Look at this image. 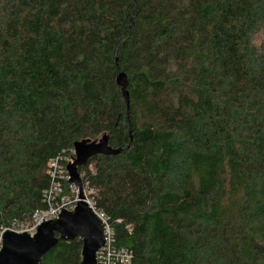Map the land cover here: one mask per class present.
Masks as SVG:
<instances>
[{
  "label": "trees",
  "instance_id": "1",
  "mask_svg": "<svg viewBox=\"0 0 264 264\" xmlns=\"http://www.w3.org/2000/svg\"><path fill=\"white\" fill-rule=\"evenodd\" d=\"M104 135L79 173L132 264H264V0H0V230Z\"/></svg>",
  "mask_w": 264,
  "mask_h": 264
},
{
  "label": "water",
  "instance_id": "2",
  "mask_svg": "<svg viewBox=\"0 0 264 264\" xmlns=\"http://www.w3.org/2000/svg\"><path fill=\"white\" fill-rule=\"evenodd\" d=\"M118 62V59H117ZM117 84L123 91L128 110L130 94L128 76L121 72ZM75 159L67 166L69 182L80 187L81 202L74 212L62 209L57 220L42 223L34 237L24 233L6 232L3 236V249L0 251V264H41L42 260L55 249L60 242H71L76 239L83 241L82 263L98 264L97 254L104 247V231L101 222L89 209L82 194L80 168L88 165L96 156H118L123 150H115L109 145V136L104 135L97 141L85 140L74 146ZM105 227V226H104Z\"/></svg>",
  "mask_w": 264,
  "mask_h": 264
},
{
  "label": "built area",
  "instance_id": "3",
  "mask_svg": "<svg viewBox=\"0 0 264 264\" xmlns=\"http://www.w3.org/2000/svg\"><path fill=\"white\" fill-rule=\"evenodd\" d=\"M75 151L70 156H60L53 159L50 163L51 184L48 190L44 192V203L47 208L45 211H36L30 222H15L10 227L0 230V251L3 249V236L6 232L16 234H28L34 237L37 229L42 223L57 220L62 213V209L67 212H74L77 204L81 202L80 187L69 182L67 166L73 163ZM94 172L95 169H93ZM69 182L70 194L66 195L63 183ZM85 200H82L97 219L101 222L104 231V247L97 254L98 264H132L133 254L129 250L117 247L116 234L111 219L104 213L97 211L95 203V191L88 184L81 187ZM105 226V227H104Z\"/></svg>",
  "mask_w": 264,
  "mask_h": 264
}]
</instances>
